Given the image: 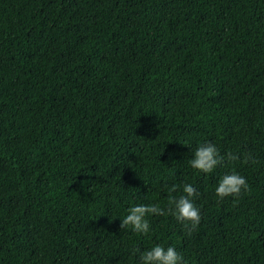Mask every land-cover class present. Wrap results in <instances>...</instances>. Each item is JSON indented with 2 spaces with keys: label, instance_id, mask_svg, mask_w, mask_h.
<instances>
[{
  "label": "trees",
  "instance_id": "trees-1",
  "mask_svg": "<svg viewBox=\"0 0 264 264\" xmlns=\"http://www.w3.org/2000/svg\"><path fill=\"white\" fill-rule=\"evenodd\" d=\"M205 142L241 158L201 173ZM232 171L250 190L220 199ZM184 183L190 235L169 215L120 229ZM156 244L264 264V0H0V264H140Z\"/></svg>",
  "mask_w": 264,
  "mask_h": 264
},
{
  "label": "clouds",
  "instance_id": "clouds-1",
  "mask_svg": "<svg viewBox=\"0 0 264 264\" xmlns=\"http://www.w3.org/2000/svg\"><path fill=\"white\" fill-rule=\"evenodd\" d=\"M240 158L232 152H228L225 157V155H221L215 144L205 142L197 146L189 163L193 169L207 174L223 164L225 159L235 161ZM242 162L249 164L257 161L251 154L245 153ZM166 187L168 199L165 207L155 203L132 206L128 208L127 214L120 220V229L129 228L135 233L147 234L150 231L149 220L146 218L148 215H169L184 224L187 233L190 235L201 221L200 209L194 203V199L199 193L191 183L174 184ZM249 190L246 178L238 172L232 171L220 177L215 188V194L220 199L226 197L239 199ZM176 193L180 194L176 195ZM136 253H139L140 264H182L183 261V257L176 248L172 246L165 247L161 244H156L143 251L136 248L133 254Z\"/></svg>",
  "mask_w": 264,
  "mask_h": 264
}]
</instances>
